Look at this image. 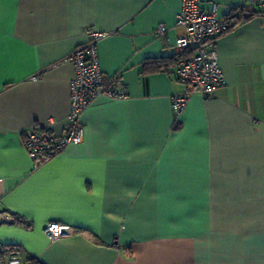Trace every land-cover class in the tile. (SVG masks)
<instances>
[{
	"label": "crops",
	"instance_id": "0c3cea01",
	"mask_svg": "<svg viewBox=\"0 0 264 264\" xmlns=\"http://www.w3.org/2000/svg\"><path fill=\"white\" fill-rule=\"evenodd\" d=\"M181 4L0 0V212L14 219L0 224V264H264V15L200 0L230 25L215 43L224 85L175 116L172 97L190 91L174 74ZM90 28L108 33L100 70L126 97L95 100L82 143L35 167L22 134L67 126L63 60ZM49 223L73 234L50 241Z\"/></svg>",
	"mask_w": 264,
	"mask_h": 264
},
{
	"label": "built area",
	"instance_id": "2783aa9c",
	"mask_svg": "<svg viewBox=\"0 0 264 264\" xmlns=\"http://www.w3.org/2000/svg\"><path fill=\"white\" fill-rule=\"evenodd\" d=\"M244 6L264 12V0H242L241 7ZM176 26L184 29L185 33L176 38L174 49L179 55L186 52L189 55L179 62L174 74L179 83L190 89L188 93L175 95L171 99L173 114L178 116L185 109L191 94L210 98L216 88L224 85L215 43L229 31L230 25L226 19L218 17L216 4L205 10L200 0H182L180 11L176 14ZM164 33V28L159 26L153 35L161 38ZM85 35L87 43L63 60L70 63L74 70L67 126L58 136L36 126L22 134V146L35 167L49 162L68 146L82 143L84 128L81 118L95 100H120L126 97V93L118 87L117 77L107 78L100 70L97 45L108 33L90 28ZM13 220L10 215L0 212V224L11 223ZM43 231L50 241L73 234L69 227L55 223L47 224ZM4 264H21V261L11 256Z\"/></svg>",
	"mask_w": 264,
	"mask_h": 264
},
{
	"label": "trees",
	"instance_id": "16d2710c",
	"mask_svg": "<svg viewBox=\"0 0 264 264\" xmlns=\"http://www.w3.org/2000/svg\"><path fill=\"white\" fill-rule=\"evenodd\" d=\"M252 15H255V16L256 15H264V12H256V13L251 14V16ZM245 19H247V18H245ZM239 23H241V18L236 19V23L235 24H239ZM187 55H189V52H186L184 54L178 55L176 60L174 61L176 63V65H178L179 62L183 58L187 57ZM164 67H166V60L165 59H158V60H153V61H149V62L145 63V69L144 70L146 72H155V71H157V70H159L161 68H164Z\"/></svg>",
	"mask_w": 264,
	"mask_h": 264
}]
</instances>
